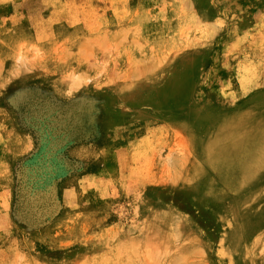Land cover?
<instances>
[{"label": "rangeland", "instance_id": "rangeland-1", "mask_svg": "<svg viewBox=\"0 0 264 264\" xmlns=\"http://www.w3.org/2000/svg\"><path fill=\"white\" fill-rule=\"evenodd\" d=\"M259 104L264 0H0V264H264L201 158Z\"/></svg>", "mask_w": 264, "mask_h": 264}, {"label": "bare ground", "instance_id": "bare-ground-1", "mask_svg": "<svg viewBox=\"0 0 264 264\" xmlns=\"http://www.w3.org/2000/svg\"><path fill=\"white\" fill-rule=\"evenodd\" d=\"M174 87H178L177 83ZM257 106L260 107L256 111L254 108V112L219 123L201 145V158L207 171H215L231 189L240 193L243 216L246 202L255 199V193L264 187V104ZM205 173L206 169L196 166L190 178H199V185L213 190L215 183L212 178H204Z\"/></svg>", "mask_w": 264, "mask_h": 264}]
</instances>
